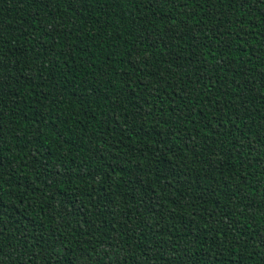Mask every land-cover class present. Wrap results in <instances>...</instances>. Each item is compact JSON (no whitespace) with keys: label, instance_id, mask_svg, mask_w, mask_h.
Wrapping results in <instances>:
<instances>
[{"label":"trees","instance_id":"1","mask_svg":"<svg viewBox=\"0 0 264 264\" xmlns=\"http://www.w3.org/2000/svg\"><path fill=\"white\" fill-rule=\"evenodd\" d=\"M0 264H264V0H0Z\"/></svg>","mask_w":264,"mask_h":264}]
</instances>
